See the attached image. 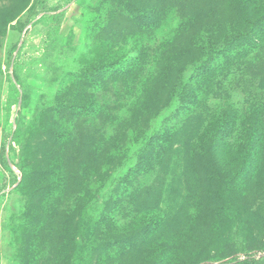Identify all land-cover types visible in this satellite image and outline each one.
<instances>
[{"label": "rangeland", "instance_id": "374dc122", "mask_svg": "<svg viewBox=\"0 0 264 264\" xmlns=\"http://www.w3.org/2000/svg\"><path fill=\"white\" fill-rule=\"evenodd\" d=\"M262 19L264 0H0V264L264 260Z\"/></svg>", "mask_w": 264, "mask_h": 264}, {"label": "trees", "instance_id": "16d2710c", "mask_svg": "<svg viewBox=\"0 0 264 264\" xmlns=\"http://www.w3.org/2000/svg\"><path fill=\"white\" fill-rule=\"evenodd\" d=\"M243 6L245 7V3L243 4ZM126 14V17L135 25L139 26V27H143L145 24L150 23L151 21H153L154 19V14H151L146 8H140V9H131L130 7H128V10H126L124 12ZM256 26H260L264 24V19L257 21ZM237 47H245L247 44H252L251 42H253L254 40L251 41L250 38H246V39H242L240 40V38L237 39ZM127 64V62H126ZM125 65V61L120 62L119 64L115 65V66H110L105 68L104 73L108 74V73H121L120 70L124 67ZM90 83H93V77H88ZM93 85V84H92ZM182 98H183V102L187 103L188 107H190L192 101L195 100V97L192 93L187 91L182 92ZM194 99V100H193ZM160 142H157V144H159ZM45 174H47L49 177H53L54 176V170H48ZM52 180V178H51ZM262 251L264 252V249H262ZM230 256V255H229ZM229 256L226 257H222V258H216L215 262H219L220 264H264V260H255V259H244V260H239L238 258L233 259V260H227L225 262H222L224 259H227ZM209 264V263H208Z\"/></svg>", "mask_w": 264, "mask_h": 264}]
</instances>
